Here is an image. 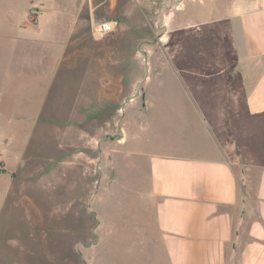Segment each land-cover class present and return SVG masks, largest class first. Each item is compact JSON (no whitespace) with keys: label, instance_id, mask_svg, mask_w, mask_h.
Masks as SVG:
<instances>
[{"label":"rangeland","instance_id":"obj_1","mask_svg":"<svg viewBox=\"0 0 264 264\" xmlns=\"http://www.w3.org/2000/svg\"><path fill=\"white\" fill-rule=\"evenodd\" d=\"M262 2L0 0V264H164L150 203L110 185L120 177L110 151L127 111L142 107V87L215 61L228 50L227 26L215 19ZM104 19L118 25L97 38ZM103 72L122 89L96 104ZM81 148L86 180L65 161L56 169ZM129 160L121 164L131 183Z\"/></svg>","mask_w":264,"mask_h":264},{"label":"crops","instance_id":"obj_2","mask_svg":"<svg viewBox=\"0 0 264 264\" xmlns=\"http://www.w3.org/2000/svg\"><path fill=\"white\" fill-rule=\"evenodd\" d=\"M215 21L227 26L228 50L209 65L180 67L178 83L142 87V107L127 111L110 151L120 170L110 185H129L150 203L164 264H264V2ZM119 79L99 73L96 104L119 97ZM81 151L61 155L56 169L65 161L86 180Z\"/></svg>","mask_w":264,"mask_h":264},{"label":"built area","instance_id":"obj_3","mask_svg":"<svg viewBox=\"0 0 264 264\" xmlns=\"http://www.w3.org/2000/svg\"><path fill=\"white\" fill-rule=\"evenodd\" d=\"M118 23L113 19H104L102 21L97 22L94 27V34L97 38H102L108 33H111L115 30Z\"/></svg>","mask_w":264,"mask_h":264}]
</instances>
